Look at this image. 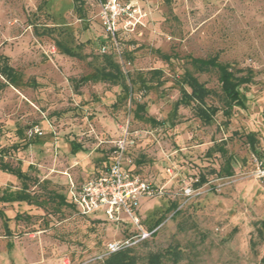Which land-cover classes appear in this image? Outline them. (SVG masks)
<instances>
[{"label":"rangeland","instance_id":"rangeland-1","mask_svg":"<svg viewBox=\"0 0 264 264\" xmlns=\"http://www.w3.org/2000/svg\"><path fill=\"white\" fill-rule=\"evenodd\" d=\"M101 1L0 0V65L6 57L15 71L13 81L0 75V162L28 185L0 169V194L32 201H0V264H103L133 222L83 216L58 194L70 201L71 181L111 162L122 138L123 165L163 188L140 201L142 227L157 230L129 247L135 264L152 252L160 264H259L264 179L251 158L264 156V0H122L146 19L106 52ZM196 59L226 65L238 82L243 105L228 117L219 73ZM189 74L219 108L208 123L180 101Z\"/></svg>","mask_w":264,"mask_h":264},{"label":"built area","instance_id":"built-area-1","mask_svg":"<svg viewBox=\"0 0 264 264\" xmlns=\"http://www.w3.org/2000/svg\"><path fill=\"white\" fill-rule=\"evenodd\" d=\"M145 16V12L133 1L102 0L98 17L105 33L104 38L107 40L100 45V51L106 52L108 44L116 51L120 50V36L129 34L143 25ZM123 139L114 141L117 154L111 162L79 184L71 181L68 189L70 202L79 214L89 216L103 210L106 219L110 222H125V218L133 222L135 227L133 232H128L123 239L107 243L108 255L132 247L157 230V228L149 230L142 227L138 209L141 199L152 198L163 192L162 187L132 173L123 165L120 160L121 153L125 149V139ZM251 162L256 176L264 179V156L253 155Z\"/></svg>","mask_w":264,"mask_h":264},{"label":"trees","instance_id":"trees-1","mask_svg":"<svg viewBox=\"0 0 264 264\" xmlns=\"http://www.w3.org/2000/svg\"><path fill=\"white\" fill-rule=\"evenodd\" d=\"M78 1V0H74ZM70 54V52H68ZM72 55V54H70ZM4 61L0 65V75L3 77L10 79L13 81L15 79V71L12 66H10L6 59V57L2 58ZM108 70L104 72L105 78L112 77L113 79L115 77H118V65L111 62V60H108ZM194 66L197 70L200 72L208 71L209 69H215L219 73V82L221 86V92H222V99H223V106H222V113L226 117H228L231 114V108L233 106H241L243 105V100L241 95L239 94L238 90V82H236L233 79V74L228 69V67L224 64L218 63L215 60L212 59H196L194 60ZM116 71V73L114 72ZM186 84L189 87V91H187L185 88H182V94H181V102L191 103L195 102L196 104V114L197 116L204 122L208 123L213 119V116L218 111V107L207 105L206 99L210 95V90L206 88L203 83H200L197 78L191 74H189L186 77ZM80 145L79 144H72V151L77 152L79 151ZM0 169L3 171H8L16 175V177L22 181L23 187L27 189V184L25 183L27 179V175L24 171L21 170V168L11 167L4 162H0ZM205 179L203 176L200 177V182H204ZM62 202H65V196L63 194H58ZM30 195L28 192H12L3 190L0 194V201L4 202H11V201H27L32 202L30 200ZM68 205H71L74 207V205L71 203H67ZM2 210H0V216H3ZM160 222L159 219L155 222L157 225ZM147 229L151 230L153 228L147 227ZM263 229H264V223H263ZM130 248L121 249L119 251H116L114 253H111L106 257L103 264H135V260L133 256L129 254ZM161 252H152L148 256V264H160L161 263ZM259 264H264V255L261 257Z\"/></svg>","mask_w":264,"mask_h":264},{"label":"crops","instance_id":"crops-1","mask_svg":"<svg viewBox=\"0 0 264 264\" xmlns=\"http://www.w3.org/2000/svg\"><path fill=\"white\" fill-rule=\"evenodd\" d=\"M103 167H104V166H103ZM103 167H101V169H102ZM101 169H100V170H101ZM97 171H98V170H97ZM63 195H64V194H63ZM64 196H65V195H64ZM65 201H66L67 203L71 204V202H70L69 200H68V201L66 200V197H65ZM74 208H75V207H74ZM75 209H76V208H75Z\"/></svg>","mask_w":264,"mask_h":264}]
</instances>
